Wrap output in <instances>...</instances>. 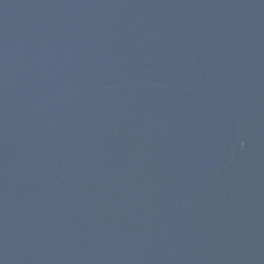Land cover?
<instances>
[{
    "label": "water",
    "instance_id": "water-1",
    "mask_svg": "<svg viewBox=\"0 0 264 264\" xmlns=\"http://www.w3.org/2000/svg\"><path fill=\"white\" fill-rule=\"evenodd\" d=\"M0 264H264V0H0Z\"/></svg>",
    "mask_w": 264,
    "mask_h": 264
}]
</instances>
